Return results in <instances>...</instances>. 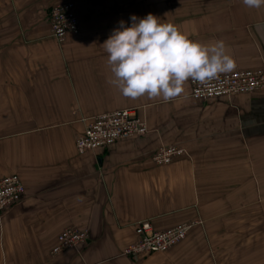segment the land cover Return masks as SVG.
Returning <instances> with one entry per match:
<instances>
[{"label": "crops", "instance_id": "1", "mask_svg": "<svg viewBox=\"0 0 264 264\" xmlns=\"http://www.w3.org/2000/svg\"><path fill=\"white\" fill-rule=\"evenodd\" d=\"M73 2L78 34L52 35L51 8ZM153 14L192 40H223L235 70L264 68V7L242 0H0V177L22 200L0 215V264H264V90L198 101L126 98L107 83L104 41ZM134 109L148 132L80 154L96 116ZM185 150L157 165L162 146ZM189 223L164 253L136 256V226ZM77 249L53 252L65 228Z\"/></svg>", "mask_w": 264, "mask_h": 264}, {"label": "clouds", "instance_id": "2", "mask_svg": "<svg viewBox=\"0 0 264 264\" xmlns=\"http://www.w3.org/2000/svg\"><path fill=\"white\" fill-rule=\"evenodd\" d=\"M242 2L248 8L264 7V0ZM130 20V26L121 20L102 45L111 73L107 83L126 98L169 102L184 93L188 81L209 87L236 68L223 40H192L151 13Z\"/></svg>", "mask_w": 264, "mask_h": 264}, {"label": "built area", "instance_id": "3", "mask_svg": "<svg viewBox=\"0 0 264 264\" xmlns=\"http://www.w3.org/2000/svg\"><path fill=\"white\" fill-rule=\"evenodd\" d=\"M50 27L52 35L59 43H63L68 34H78L80 22L75 4L63 2L54 5L50 11ZM190 85V96L198 101L236 94H251L264 90V68L234 70L229 74L221 75L218 81H212L209 87L192 81ZM147 132L148 126L134 109L106 112L88 123L84 132L75 141L76 149L80 154L97 151L108 148L119 140L141 137ZM183 153L185 150L178 146H162L153 154V160L157 165H166ZM24 192V182L18 174L0 177V215L8 207L20 202ZM190 227L189 223H180L167 229L157 230L150 221H142L135 228L138 240L128 245L123 254L136 256L167 252L187 237ZM87 238L88 234L85 230L67 227L57 235L53 252L77 249Z\"/></svg>", "mask_w": 264, "mask_h": 264}, {"label": "rangeland", "instance_id": "4", "mask_svg": "<svg viewBox=\"0 0 264 264\" xmlns=\"http://www.w3.org/2000/svg\"><path fill=\"white\" fill-rule=\"evenodd\" d=\"M135 242H136V241H135ZM133 243H134V242H133ZM131 244H132V243H131ZM129 245H130V244H129ZM125 248H126V247H125ZM125 248H124V249H125ZM124 249H123V251H124Z\"/></svg>", "mask_w": 264, "mask_h": 264}]
</instances>
